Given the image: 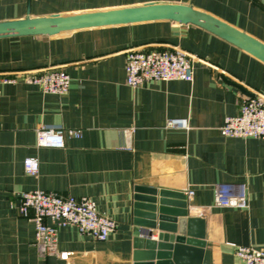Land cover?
Instances as JSON below:
<instances>
[{"label":"crops","instance_id":"obj_1","mask_svg":"<svg viewBox=\"0 0 264 264\" xmlns=\"http://www.w3.org/2000/svg\"><path fill=\"white\" fill-rule=\"evenodd\" d=\"M151 2L191 4L264 42V0H0V21ZM28 10V11H27ZM178 46L192 55L194 78L126 84L132 48ZM59 68L70 77L64 95L43 93L26 77ZM4 78L14 81L4 82ZM248 92L264 94V63L191 24L156 20L79 29L56 35L0 38V264H133L135 186L193 190L189 215L205 219L210 264H239L238 246L264 249V138L224 136ZM174 118L185 126H167ZM60 126L65 145L37 147L36 129ZM37 157L27 174L23 160ZM246 182L249 207L214 206L213 185ZM41 189L87 196L115 229L105 240L71 225L57 232V250L34 244V223L18 213L20 194ZM49 221V220H48ZM157 240V232L151 237Z\"/></svg>","mask_w":264,"mask_h":264},{"label":"built area","instance_id":"obj_2","mask_svg":"<svg viewBox=\"0 0 264 264\" xmlns=\"http://www.w3.org/2000/svg\"><path fill=\"white\" fill-rule=\"evenodd\" d=\"M126 84L139 88L154 80H185L194 78L192 55L178 46L162 50L132 48L125 57ZM27 81L37 85L43 93L64 95L70 86V77L59 68H50L29 74ZM4 78L3 81H14ZM167 126H185V120L174 118ZM224 136L240 138H264V94L255 92L244 96L239 103L238 113L224 118L220 127ZM65 133L80 136L79 130H64L60 126H40L36 129L37 147H57L65 145ZM27 174L36 175L39 171L37 157L28 156L23 160ZM213 204L218 207H249L246 182H219L213 185ZM191 197L193 190L186 191ZM18 213L34 223V244L41 254L53 255L57 250V232L62 226L71 225L81 234H88L96 240H105L114 231L115 221L97 211L95 201L87 196H60L41 189L24 191L20 194ZM49 220V221H48ZM235 255L239 264H264V249L252 246H238Z\"/></svg>","mask_w":264,"mask_h":264},{"label":"water","instance_id":"obj_3","mask_svg":"<svg viewBox=\"0 0 264 264\" xmlns=\"http://www.w3.org/2000/svg\"><path fill=\"white\" fill-rule=\"evenodd\" d=\"M28 11V10H27ZM170 20L191 24L229 42L264 63V42L225 20L191 4L151 2L71 14L30 16L0 21V38L56 35L79 29ZM246 96L241 85L224 78ZM133 264H210L205 219L190 216L187 196L181 191L137 185L133 195ZM157 240H152L153 232Z\"/></svg>","mask_w":264,"mask_h":264}]
</instances>
